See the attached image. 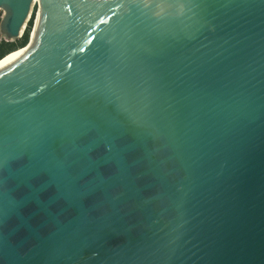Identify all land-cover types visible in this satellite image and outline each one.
I'll return each mask as SVG.
<instances>
[{
  "label": "water",
  "instance_id": "obj_1",
  "mask_svg": "<svg viewBox=\"0 0 264 264\" xmlns=\"http://www.w3.org/2000/svg\"><path fill=\"white\" fill-rule=\"evenodd\" d=\"M35 5L0 264H264V0H0L5 40Z\"/></svg>",
  "mask_w": 264,
  "mask_h": 264
},
{
  "label": "trees",
  "instance_id": "obj_2",
  "mask_svg": "<svg viewBox=\"0 0 264 264\" xmlns=\"http://www.w3.org/2000/svg\"><path fill=\"white\" fill-rule=\"evenodd\" d=\"M36 10H37V7L34 6L33 11L31 13V16H30L29 20L27 21L26 27H25L22 35L20 37H18L17 39L5 40L4 37L2 36L1 32H0V55H2V56H0V59L3 58L8 53H10V52H12L18 48H21L28 43L30 33H31V30H32V27L34 24V19L36 16V13H35ZM0 19H1V17H0Z\"/></svg>",
  "mask_w": 264,
  "mask_h": 264
},
{
  "label": "bare ground",
  "instance_id": "obj_3",
  "mask_svg": "<svg viewBox=\"0 0 264 264\" xmlns=\"http://www.w3.org/2000/svg\"><path fill=\"white\" fill-rule=\"evenodd\" d=\"M35 7H36V5H35ZM38 31H39V23L36 24V26L34 27V30L32 32V35H31L32 36L31 37L32 43L35 41V39L38 35ZM25 50H27V48H22V49L16 50V51L11 52L10 54L6 55L4 58H2L0 60V69L3 68L4 66L10 64L13 60H15L18 56H20L23 52H25ZM0 56H2V55H0Z\"/></svg>",
  "mask_w": 264,
  "mask_h": 264
},
{
  "label": "rangeland",
  "instance_id": "obj_4",
  "mask_svg": "<svg viewBox=\"0 0 264 264\" xmlns=\"http://www.w3.org/2000/svg\"><path fill=\"white\" fill-rule=\"evenodd\" d=\"M0 17H1V15H0Z\"/></svg>",
  "mask_w": 264,
  "mask_h": 264
}]
</instances>
